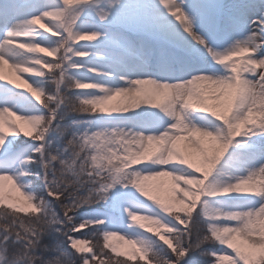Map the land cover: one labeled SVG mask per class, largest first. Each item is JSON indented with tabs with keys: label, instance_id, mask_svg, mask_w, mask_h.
<instances>
[{
	"label": "snow or ice",
	"instance_id": "snow-or-ice-1",
	"mask_svg": "<svg viewBox=\"0 0 264 264\" xmlns=\"http://www.w3.org/2000/svg\"><path fill=\"white\" fill-rule=\"evenodd\" d=\"M3 205L0 264H264V0H0Z\"/></svg>",
	"mask_w": 264,
	"mask_h": 264
},
{
	"label": "rangeland",
	"instance_id": "rangeland-1",
	"mask_svg": "<svg viewBox=\"0 0 264 264\" xmlns=\"http://www.w3.org/2000/svg\"><path fill=\"white\" fill-rule=\"evenodd\" d=\"M9 78H10V77H9ZM10 79L15 80V79H16L15 75L12 74ZM17 83H18V81H17ZM13 195H15V194H13ZM160 195L164 196V195H166V193H160ZM4 207H6V205L0 206V209H3ZM22 214H23V213H22ZM93 243H95V241H94ZM99 243H100V244H103V240H102V238H101V240H100ZM119 259H121V260H126L127 257H120ZM129 264H136V262H135V261H130ZM142 264H144V262H142Z\"/></svg>",
	"mask_w": 264,
	"mask_h": 264
},
{
	"label": "bare ground",
	"instance_id": "bare-ground-1",
	"mask_svg": "<svg viewBox=\"0 0 264 264\" xmlns=\"http://www.w3.org/2000/svg\"><path fill=\"white\" fill-rule=\"evenodd\" d=\"M3 71H4V73L6 74V75H8L10 78H11V75L13 74V75H15L14 73H10L9 72V69H8V65L6 64V65H4V67H3ZM16 77V76H15ZM18 81V83H21L22 84V81H19V80H17ZM24 87L26 88V85H24Z\"/></svg>",
	"mask_w": 264,
	"mask_h": 264
},
{
	"label": "trees",
	"instance_id": "trees-1",
	"mask_svg": "<svg viewBox=\"0 0 264 264\" xmlns=\"http://www.w3.org/2000/svg\"><path fill=\"white\" fill-rule=\"evenodd\" d=\"M0 210H2V209H0ZM21 215H25V214H21Z\"/></svg>",
	"mask_w": 264,
	"mask_h": 264
}]
</instances>
